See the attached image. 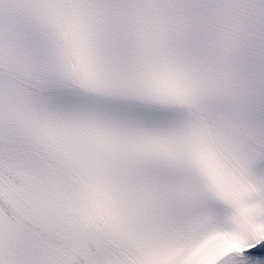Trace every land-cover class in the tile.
<instances>
[{
    "label": "snow or ice",
    "instance_id": "6c2138e0",
    "mask_svg": "<svg viewBox=\"0 0 264 264\" xmlns=\"http://www.w3.org/2000/svg\"><path fill=\"white\" fill-rule=\"evenodd\" d=\"M0 264H264V0H0Z\"/></svg>",
    "mask_w": 264,
    "mask_h": 264
}]
</instances>
